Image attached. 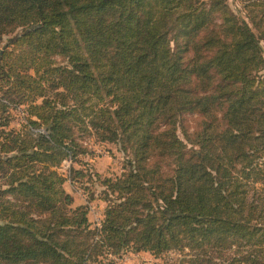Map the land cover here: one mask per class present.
I'll use <instances>...</instances> for the list:
<instances>
[{"label":"trees","instance_id":"obj_1","mask_svg":"<svg viewBox=\"0 0 264 264\" xmlns=\"http://www.w3.org/2000/svg\"><path fill=\"white\" fill-rule=\"evenodd\" d=\"M234 2L0 0V264H264V0Z\"/></svg>","mask_w":264,"mask_h":264},{"label":"rangeland","instance_id":"obj_2","mask_svg":"<svg viewBox=\"0 0 264 264\" xmlns=\"http://www.w3.org/2000/svg\"><path fill=\"white\" fill-rule=\"evenodd\" d=\"M230 8L235 11L236 4L234 0H229ZM5 42L3 41L0 44V49ZM16 115V121L21 124L24 119V114L17 109L14 112ZM185 126L190 133L195 128L194 117L188 116L185 118ZM15 123H12V125ZM14 128V127H13ZM181 137V135H180ZM91 152L93 153L92 157H87L85 160L89 162L96 170L100 171L102 175H119L121 172L122 164H123V156L118 153L113 146H99L90 145ZM109 149V150H108ZM107 151H110L109 154ZM69 163V162H67ZM68 167L66 164L62 165L60 172L65 173ZM68 183V182H66ZM69 184V183H68ZM65 184V190L67 193H71V189ZM70 185V184H69ZM71 186V185H70ZM97 189H95L96 191ZM75 193H73L74 204L75 205H87L89 208L88 219L92 224L93 228H98L100 226V222L102 220L103 211L105 209V204L102 201L95 200L93 202H87V196L84 194V191L79 189H74ZM179 256L176 254H171L166 256L164 259H154L152 256L146 253H125L119 258H114L115 264H172V262L178 258Z\"/></svg>","mask_w":264,"mask_h":264},{"label":"crops","instance_id":"obj_3","mask_svg":"<svg viewBox=\"0 0 264 264\" xmlns=\"http://www.w3.org/2000/svg\"><path fill=\"white\" fill-rule=\"evenodd\" d=\"M13 123H15V124H11V126L12 127H14V128H16V129H18L19 128V126H20V123L18 122V120L16 121H14ZM60 171V170H59ZM98 171V170H97ZM98 172H100V171H98ZM65 184H68V183H65ZM65 184H64V190H65ZM68 186L70 187V189H71V193H69V194H71L72 196H73V193H75V191H74V189L68 184ZM66 191V190H65ZM74 197V196H73Z\"/></svg>","mask_w":264,"mask_h":264},{"label":"built area","instance_id":"obj_4","mask_svg":"<svg viewBox=\"0 0 264 264\" xmlns=\"http://www.w3.org/2000/svg\"><path fill=\"white\" fill-rule=\"evenodd\" d=\"M64 164H66V167H69L70 162L69 163L65 162ZM64 164H63V166H64Z\"/></svg>","mask_w":264,"mask_h":264}]
</instances>
